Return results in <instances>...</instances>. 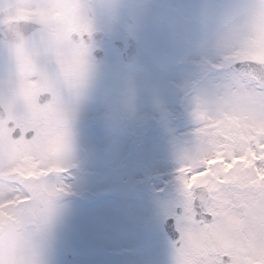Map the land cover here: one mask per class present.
Here are the masks:
<instances>
[{"label":"rangeland","instance_id":"rangeland-1","mask_svg":"<svg viewBox=\"0 0 264 264\" xmlns=\"http://www.w3.org/2000/svg\"><path fill=\"white\" fill-rule=\"evenodd\" d=\"M121 2L116 17L114 13L101 15L98 10L99 18L116 21L117 36L124 40L132 38L137 43L139 54L135 61L123 67L116 58L103 63L91 61L94 67L82 89L69 90L77 80L75 77L80 76L75 70L67 84L57 85L61 91L55 92L54 110L56 105L65 104L64 113L75 110V153L71 161L75 178L72 190L56 201L57 210L50 220L49 232L41 236L48 264H174L175 251L161 224V206L170 201L161 193L167 189L173 198H180L181 184L176 170L183 155L197 146L200 126L192 116L193 108L185 97V89L201 78L202 70L209 71L207 64L203 69L200 67L205 53L199 46V29L192 17L205 5L233 0ZM18 5H30V0H0V11ZM96 22L100 24L99 20ZM85 54L86 70L89 50ZM247 55L264 62V41ZM24 59L36 62L31 56ZM173 68L176 71L171 73ZM57 75L64 74L55 69L46 73L22 71L18 79L31 85ZM129 82L139 85L137 114L131 119L122 116L124 127L117 134L98 116L110 110L114 86ZM63 120V116L54 115L52 126L44 136L11 142V149L20 153L19 160L7 172L0 171V183L7 175L29 180L35 176L49 177L46 176L49 169L58 172L56 154L63 140ZM146 125L147 134L142 135ZM114 138L119 148L109 151ZM6 140L8 136L0 130V143ZM32 145L38 151L27 150ZM129 156L134 175L127 167ZM134 182L139 184L141 200L130 195L136 186ZM199 182L193 176L189 188ZM57 190L58 187L46 183L34 194L39 200V207L33 210L34 217L39 219L46 214L47 201L52 191ZM25 194L18 184L8 197L0 200V225L5 222L10 206L19 203ZM35 230L33 219L21 225L22 233ZM4 244L0 229V250ZM16 260L15 254L8 255L9 264H16Z\"/></svg>","mask_w":264,"mask_h":264},{"label":"snow or ice","instance_id":"snow-or-ice-1","mask_svg":"<svg viewBox=\"0 0 264 264\" xmlns=\"http://www.w3.org/2000/svg\"><path fill=\"white\" fill-rule=\"evenodd\" d=\"M30 6L47 11L48 15L41 18L44 26L32 35L24 49L5 44L0 58V77L10 84L14 82L20 72V57L30 49L35 50L34 60L40 67L55 69L64 34L57 13L68 9L81 26L72 38L82 39L89 47L88 67L69 87L70 91L73 88L79 91L93 70L94 53L101 54L96 52L93 34L97 22L93 12L99 9L101 15L110 16L120 10L121 0H100L99 3L30 0ZM192 19L198 26V43L205 53L200 67L203 69L207 64L209 69L207 73L202 70L201 78L185 89V97L193 108L192 116L200 125L198 144L183 155L176 170L181 184L180 198L175 199L167 189L162 190V196L170 203L161 206V224L166 223L167 231L174 234V264H264V62L247 55L264 41V0L205 5ZM102 51L101 63L109 58L122 60L139 54L136 48L125 51L121 44L107 46ZM210 56L214 59H209ZM138 87L135 82L116 84L110 110L99 114L98 119L107 123L114 133L119 134L124 127L122 116L128 119L136 116ZM74 118L75 110L64 113L63 140L56 154L61 171L30 180L15 174L2 177L0 200L8 197L9 191L18 184L26 194L20 197L19 203L10 206L5 222L0 225L5 237L0 264H9L10 253L17 256L16 264H48L41 236L49 232L58 198L72 190ZM147 131L146 125L141 134L146 135ZM8 132V140L0 143V171L3 172L19 160L20 153L11 149V142L34 139L33 134L21 137L17 130ZM118 148L119 142L114 138L107 150ZM27 150L38 151V148L32 145ZM127 167L134 175L131 156ZM193 176L202 179L189 188ZM46 183L58 190L52 191L46 214L37 219L33 210L39 207V200L34 194ZM130 195L142 199L138 183ZM28 219L35 221L36 230L22 233L21 225Z\"/></svg>","mask_w":264,"mask_h":264},{"label":"flooded vegetation","instance_id":"flooded-vegetation-1","mask_svg":"<svg viewBox=\"0 0 264 264\" xmlns=\"http://www.w3.org/2000/svg\"><path fill=\"white\" fill-rule=\"evenodd\" d=\"M88 2L97 3L98 1L88 0ZM63 10L65 9L61 11ZM69 13H71L70 10ZM47 15L48 13L46 10L34 9L30 5H18L0 11V25L22 22L37 24L36 30L33 32H30V28L28 27H26V30L19 27L15 33L16 41L9 39L0 41V58H2L5 44H14L18 48L24 49L25 46L28 45L32 35L42 30L44 25L41 18ZM57 16L63 24L64 34L62 37L63 42L55 58V65L61 70L69 68V65H74L80 70L84 63V54L89 50V47L82 39L74 40L72 34L73 32L79 31L81 26L72 14L70 16H63V14L59 12ZM24 32H26V35L22 37ZM116 41V34L108 31V28H106L100 47L104 49L107 46H113ZM127 47L126 45V48ZM35 55L36 53L33 49L23 53L19 60L20 72L11 84L3 77H0V105L6 115L4 120H0V126L3 134L7 136L9 135L8 130H10L9 124L13 125L11 130L19 128L21 130V135H26L28 132L32 131L35 136H44L50 130L54 115H63L60 114L58 107L55 110L53 107V102L56 98L55 92L57 89L61 91V86L57 85L62 82L53 83L50 80L42 79L28 85L27 81L18 79L22 71L41 72L49 68L40 67L36 62L32 63L24 59V57H34ZM42 93H50L52 100L48 103H41L39 101V96Z\"/></svg>","mask_w":264,"mask_h":264},{"label":"water","instance_id":"water-1","mask_svg":"<svg viewBox=\"0 0 264 264\" xmlns=\"http://www.w3.org/2000/svg\"><path fill=\"white\" fill-rule=\"evenodd\" d=\"M13 27H14V26L1 27V28H0V39L3 38L4 36L9 35V34H13V31H12V30H13ZM134 48H135V47H134ZM97 57H98V59H100L102 56H101V55H97ZM134 58H135V56H128V57H126V58H124V59H125L126 61H128V62H131V61L134 60ZM0 117H2V116H1V110H0ZM165 222H167V220H166ZM164 225H165V230H166L167 234H168L169 237L173 240V238H174V234L171 233V232H168V231H167L166 223H165Z\"/></svg>","mask_w":264,"mask_h":264}]
</instances>
